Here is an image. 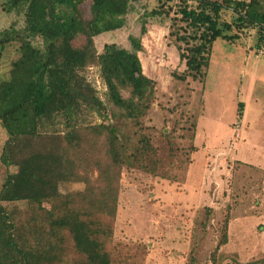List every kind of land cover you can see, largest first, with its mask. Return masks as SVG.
<instances>
[{
    "label": "trees",
    "instance_id": "obj_1",
    "mask_svg": "<svg viewBox=\"0 0 264 264\" xmlns=\"http://www.w3.org/2000/svg\"><path fill=\"white\" fill-rule=\"evenodd\" d=\"M134 1L3 4L23 21L0 37L2 46L12 44L17 52L9 76H0V126L8 135L0 159L9 170L0 192V264H117L122 173L157 175L160 164L144 132L157 87L139 56L148 20L169 21V37L186 67L176 76L182 81L205 82L218 39L235 43L255 31L258 48L264 45V0H156L142 15L141 35L129 37L130 49L108 43L99 52L96 37L122 29ZM94 68L102 91L88 77ZM56 135L71 137L66 152H43L41 139ZM30 171L42 172V195L29 196L16 185L17 176ZM68 184L83 188L62 192ZM229 222L227 214L211 264H222L219 249L228 243Z\"/></svg>",
    "mask_w": 264,
    "mask_h": 264
},
{
    "label": "rangeland",
    "instance_id": "obj_2",
    "mask_svg": "<svg viewBox=\"0 0 264 264\" xmlns=\"http://www.w3.org/2000/svg\"><path fill=\"white\" fill-rule=\"evenodd\" d=\"M6 1L0 0V37L11 23L23 21L3 10ZM156 4V0L134 1L122 29L96 37L98 51L108 43L130 49L129 37L141 35L142 15ZM169 26L168 20L150 19L142 37L143 70L157 82L144 132L160 164L157 175L127 169L122 173L116 263L211 264L229 214L228 243L219 249L222 264H264V45L258 48L255 31L235 43L218 39L205 82L182 81L176 76L186 67L169 37ZM15 47L0 44L3 78L9 76ZM88 77L103 90L96 68L88 71ZM7 137L0 126V156ZM70 138L44 136L40 149L65 153ZM8 172L0 159V192ZM41 174L19 175L16 185L29 196L42 195ZM82 188L68 184L61 191ZM15 205L26 202L4 203L7 209Z\"/></svg>",
    "mask_w": 264,
    "mask_h": 264
}]
</instances>
